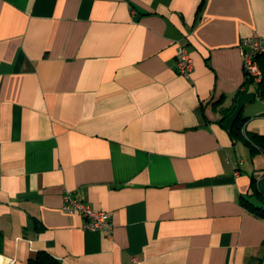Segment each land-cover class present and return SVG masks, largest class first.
I'll return each instance as SVG.
<instances>
[{
  "label": "crops",
  "instance_id": "0c3cea01",
  "mask_svg": "<svg viewBox=\"0 0 264 264\" xmlns=\"http://www.w3.org/2000/svg\"><path fill=\"white\" fill-rule=\"evenodd\" d=\"M0 0V254L264 264V0ZM184 45L188 76L176 71ZM246 81V82H245ZM110 214L83 227L62 194Z\"/></svg>",
  "mask_w": 264,
  "mask_h": 264
},
{
  "label": "built area",
  "instance_id": "2783aa9c",
  "mask_svg": "<svg viewBox=\"0 0 264 264\" xmlns=\"http://www.w3.org/2000/svg\"><path fill=\"white\" fill-rule=\"evenodd\" d=\"M239 47L243 59V72L245 77H251L259 81L262 70L257 64L255 56L264 53V39L256 34L243 37L239 41ZM176 71L188 76L192 69V59L184 45H179L175 53ZM62 210L77 212L84 218L83 227L87 229L103 230L108 235L112 232L110 214L103 210L91 208L85 201L72 197L68 191L62 194ZM15 259L4 257L0 254V264H14Z\"/></svg>",
  "mask_w": 264,
  "mask_h": 264
},
{
  "label": "trees",
  "instance_id": "16d2710c",
  "mask_svg": "<svg viewBox=\"0 0 264 264\" xmlns=\"http://www.w3.org/2000/svg\"><path fill=\"white\" fill-rule=\"evenodd\" d=\"M204 0H201L199 4V9L202 7ZM257 64L262 70V77L259 81L261 84L264 80V53L257 54L255 56ZM245 80L254 81L251 77H245ZM246 82V81H245ZM232 134L234 137L242 139L246 141L249 145L253 147H262L264 148V134H260L257 132H247L245 135L236 127V124L232 127ZM264 201V200H263ZM243 203L249 208L254 210L259 216H264V207L256 206L252 204L248 199H244ZM1 240V238H0ZM27 264H61L59 260L54 258L49 252L45 250H38L35 254V257L28 259Z\"/></svg>",
  "mask_w": 264,
  "mask_h": 264
}]
</instances>
